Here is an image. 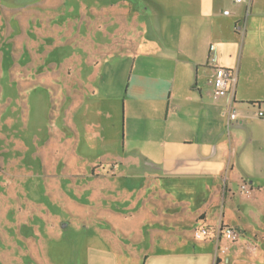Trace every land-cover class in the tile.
Masks as SVG:
<instances>
[{
  "label": "crops",
  "instance_id": "0c3cea01",
  "mask_svg": "<svg viewBox=\"0 0 264 264\" xmlns=\"http://www.w3.org/2000/svg\"><path fill=\"white\" fill-rule=\"evenodd\" d=\"M118 2L113 14L102 15V28L111 34L102 32L97 44L100 62L84 55L67 62L69 79L93 85L69 84L66 107L79 114L100 84L102 101L110 100V75L126 78L125 91L118 92L123 121L111 137L115 155H134L138 169L132 175L147 182L137 186L136 200L109 206L124 218L138 212L133 233L122 228L113 242L102 231L100 245L86 242L81 255L71 254L72 264H264V119L257 116L258 108L264 110V0ZM135 3L138 9L129 11ZM56 23L52 17L41 20L37 55L43 61L37 60L35 71L32 60L19 66L20 77L28 80L27 71L34 75L41 93L44 79L61 74L53 54ZM128 28L129 37L120 35ZM111 44L118 46L115 53ZM112 52L117 59L108 61ZM216 67L236 76L222 96L214 95ZM231 109L237 113L233 121ZM80 139L89 143L84 135ZM117 161L110 164H124L122 157ZM220 225L239 229V238L194 236L202 227Z\"/></svg>",
  "mask_w": 264,
  "mask_h": 264
},
{
  "label": "rangeland",
  "instance_id": "374dc122",
  "mask_svg": "<svg viewBox=\"0 0 264 264\" xmlns=\"http://www.w3.org/2000/svg\"><path fill=\"white\" fill-rule=\"evenodd\" d=\"M118 1L0 0V264H72L71 254L81 255L86 242L100 245L102 231L114 242L122 228L132 234L138 224V212L124 218L109 208L115 201L136 200L137 186L147 182L132 175L138 169L134 155H115L118 148L111 137L119 134L123 121L118 92L125 91L127 79L110 75V100L102 101L100 84L95 99L86 100L79 114L78 108L66 107L69 84L93 85L91 80L69 79L67 62H74L75 55L100 62L97 44L106 30L102 15L119 9ZM136 4L128 10L136 11ZM50 17L57 22L51 29L61 74L53 81L44 79L41 93L34 75L27 71L28 80L20 77L19 66L32 60L35 71L37 60L43 61L37 55L38 34L42 18ZM123 31L120 35L132 34L129 28ZM131 38L137 39L134 33ZM111 48L118 50L113 44ZM113 52L108 61L117 59ZM83 135L89 143L80 139ZM118 157L124 164L115 168L110 163H118Z\"/></svg>",
  "mask_w": 264,
  "mask_h": 264
},
{
  "label": "built area",
  "instance_id": "2783aa9c",
  "mask_svg": "<svg viewBox=\"0 0 264 264\" xmlns=\"http://www.w3.org/2000/svg\"><path fill=\"white\" fill-rule=\"evenodd\" d=\"M240 1V0H237ZM224 13H228V10H225ZM236 76L231 69H227L224 67H216L214 71V77L212 79V85L214 88V95L215 96H222L228 92L231 86L234 84ZM257 116L264 119V110L258 108L257 109ZM228 118L230 121H233L237 118L236 110L231 109L228 113ZM240 188L243 192L248 193L249 189L246 183H242ZM211 232L215 234L217 238L221 236L224 237L226 240L232 242L239 238L240 231L236 228L231 226H223L220 225L216 229H210L208 227H202L199 230L195 231V238L202 239L208 236Z\"/></svg>",
  "mask_w": 264,
  "mask_h": 264
}]
</instances>
